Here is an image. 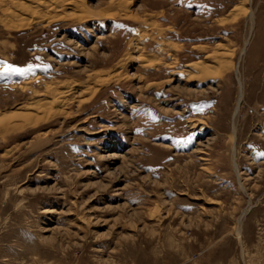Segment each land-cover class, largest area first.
<instances>
[{
	"label": "rangeland",
	"instance_id": "obj_1",
	"mask_svg": "<svg viewBox=\"0 0 264 264\" xmlns=\"http://www.w3.org/2000/svg\"><path fill=\"white\" fill-rule=\"evenodd\" d=\"M237 4L131 0L127 17L0 21V117L50 110L0 133V264H264V0L251 24L217 20ZM217 43L239 62L240 178L236 74L181 75ZM64 82L79 93L51 104Z\"/></svg>",
	"mask_w": 264,
	"mask_h": 264
},
{
	"label": "bare ground",
	"instance_id": "obj_2",
	"mask_svg": "<svg viewBox=\"0 0 264 264\" xmlns=\"http://www.w3.org/2000/svg\"><path fill=\"white\" fill-rule=\"evenodd\" d=\"M116 1L118 2L116 5L113 4L115 1L113 0L109 1L108 4L110 5L108 7H112L113 9H115V10L110 11L111 8L108 10L106 8H99L96 6H92L87 0H0V21L4 25L11 26L16 29V28H22V27L29 26L31 23H39L43 21L48 23V22H52L58 19H67V20L83 22V21H90L92 19H98V18H107V17H112V16L114 17V15H118V17L119 16L127 17V16L133 15L134 12L130 11V8H129V3L131 0H116ZM240 14L244 15L246 22L247 23L250 22L251 24V21L253 20L254 15H255L252 9V0H239V4L234 5L233 8H231L225 16L219 17L217 20L220 23H223L226 20H230V19L234 21V19H236ZM247 43L248 42L246 39L244 42V46L238 52V58L241 57L245 53ZM131 45H134V39L130 41V46ZM201 49H203V47H201ZM231 54H232V51H230L226 46H223V44L221 43H217L204 56L203 60H198L196 62L186 64V68L188 69H187V72H185V70L184 72L187 74H181V75L186 76L187 78L191 80L197 79L200 81H204L212 77H216L220 75L222 76V74L225 71L229 69H233V73L236 74V77H237L239 62L238 61L236 62L234 60L232 63V61L229 59ZM135 60L141 61V64L147 61V60L146 61L143 60V57L141 55L135 56ZM124 61H128V60H123V62ZM146 66H150V63H148V65L146 64L145 67ZM94 75L97 76V75H100V73H98L97 71L96 73L88 74L86 76V82L88 80L93 79ZM113 78L111 77L110 79H113ZM100 80H101V77H100ZM237 82H238V87H239V94L237 98V103L235 102L236 105H235V108L231 116L230 138H231V147H232V158L234 159L233 166L235 167L234 169H236L237 174H239V178H240L241 176H240L239 171L237 170L236 163H235L236 158H235L234 145H235L236 130H237L235 127V122H236L235 117L238 114L243 94H242V86H241L242 83H240V79L238 80V77H237ZM75 84H72L70 82L65 83L63 86L65 90L60 91V92H57L58 91L57 89L60 85L59 86L55 85L52 89L56 91L57 93L53 95L50 103L55 104V102H59L60 104H62V103L67 102L68 100L71 101V99L77 93H79L78 91L79 84L77 85ZM53 90L52 92H54ZM56 94H59V96H57ZM63 94L65 95L63 96ZM51 104L50 106H52ZM28 107H29V104L24 105L23 107L16 108L15 111L9 112V114H6L0 117V123H1L0 133L2 131H8V130L10 131L12 129L14 131L15 128L18 129V127H22L21 125H24L26 123L28 125L32 122H36L39 118L44 117L42 116V114L46 115L50 112L48 108H46L43 105L41 106L39 104L35 106L36 108L34 111H31V109ZM37 112L38 113L41 112L39 113L41 115H37ZM239 182H240L239 183L240 188L245 192L246 189L243 183L241 182V180ZM241 213L242 214L240 215V217H238L236 221V225H237L236 232L238 236H240L239 227L241 225L242 218L246 213V210H244Z\"/></svg>",
	"mask_w": 264,
	"mask_h": 264
}]
</instances>
